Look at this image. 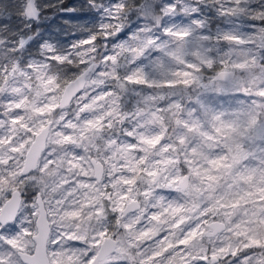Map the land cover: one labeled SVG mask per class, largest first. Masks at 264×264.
I'll use <instances>...</instances> for the list:
<instances>
[{
    "label": "snow or ice",
    "instance_id": "1",
    "mask_svg": "<svg viewBox=\"0 0 264 264\" xmlns=\"http://www.w3.org/2000/svg\"><path fill=\"white\" fill-rule=\"evenodd\" d=\"M59 9L4 44L0 264H264V0Z\"/></svg>",
    "mask_w": 264,
    "mask_h": 264
},
{
    "label": "clouds",
    "instance_id": "2",
    "mask_svg": "<svg viewBox=\"0 0 264 264\" xmlns=\"http://www.w3.org/2000/svg\"><path fill=\"white\" fill-rule=\"evenodd\" d=\"M68 0H59V3H66ZM135 4L137 0H132ZM22 3V0H16L15 3L9 4L8 0H2L0 2V8H13L12 15L4 18L5 21L14 22L15 27L10 31L9 35L14 36L17 40L22 41L20 47L24 48L27 45H32V54L38 53L42 45L46 42H50L53 40H63L64 36V24L58 19L59 17V3L58 0H30V3L34 10H36V15L25 18L21 15L19 11V7ZM13 17L15 20L13 21ZM55 21V23H53ZM137 21L134 16L130 17V23L135 24ZM4 39L7 37L0 38V44L4 43ZM74 74L69 68V75ZM58 87V86H57ZM95 91V89H93ZM107 100V97H104ZM65 111L69 116L71 113L75 111L72 108L71 104L65 105ZM131 126V123H129ZM117 135L120 134V127H116L113 129ZM109 131V135H111L112 131ZM23 200L25 202L24 215H30L31 207L30 205L33 201L37 200L41 193L38 190L37 185H27L23 189ZM69 243L70 246H76L75 241L66 242Z\"/></svg>",
    "mask_w": 264,
    "mask_h": 264
},
{
    "label": "trees",
    "instance_id": "3",
    "mask_svg": "<svg viewBox=\"0 0 264 264\" xmlns=\"http://www.w3.org/2000/svg\"><path fill=\"white\" fill-rule=\"evenodd\" d=\"M0 2H2V0H0ZM9 4H13L16 2V0H8ZM163 0H152V3L155 4V5H159L160 3H162ZM253 3V2H252ZM253 6H255V2L253 3ZM13 11H15V9L9 7L7 9L5 8H0V19H4L5 17L7 16H10L9 14L13 13ZM25 17V16H24ZM26 18V17H25ZM15 20V17H13V21ZM11 27L14 28L15 27V24L14 22H11ZM11 30H8L7 28H0V37H10L9 33H10ZM8 33L7 35H4ZM38 53H33L32 56L35 58V57H38ZM129 100V99H128ZM132 101V100H130Z\"/></svg>",
    "mask_w": 264,
    "mask_h": 264
},
{
    "label": "flooded vegetation",
    "instance_id": "4",
    "mask_svg": "<svg viewBox=\"0 0 264 264\" xmlns=\"http://www.w3.org/2000/svg\"><path fill=\"white\" fill-rule=\"evenodd\" d=\"M25 17L27 18V16L25 15ZM8 33H6V34H4V35H7ZM0 38H2V37H0ZM14 36H10V37H8L7 39H4V43L3 44H0V62H2V61H4V60H6V59H8V57H9V54H10V52L9 53H6L5 51H4V44H5V41L7 40L10 44H12V43H14ZM17 51H19V48H17Z\"/></svg>",
    "mask_w": 264,
    "mask_h": 264
},
{
    "label": "rangeland",
    "instance_id": "5",
    "mask_svg": "<svg viewBox=\"0 0 264 264\" xmlns=\"http://www.w3.org/2000/svg\"><path fill=\"white\" fill-rule=\"evenodd\" d=\"M251 2L254 3V2H256V0H251ZM128 99H129V101L132 100V102H134L135 99H136V97L130 94V96H129ZM224 99H225V100H226V99H230V97H224Z\"/></svg>",
    "mask_w": 264,
    "mask_h": 264
},
{
    "label": "water",
    "instance_id": "6",
    "mask_svg": "<svg viewBox=\"0 0 264 264\" xmlns=\"http://www.w3.org/2000/svg\"><path fill=\"white\" fill-rule=\"evenodd\" d=\"M27 17H30V16H28V15H26Z\"/></svg>",
    "mask_w": 264,
    "mask_h": 264
}]
</instances>
